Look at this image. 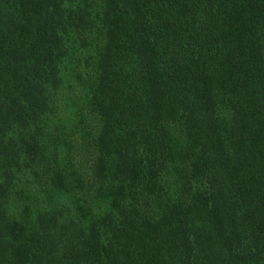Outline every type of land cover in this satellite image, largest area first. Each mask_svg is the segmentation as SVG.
Segmentation results:
<instances>
[{
    "label": "trees",
    "instance_id": "1",
    "mask_svg": "<svg viewBox=\"0 0 264 264\" xmlns=\"http://www.w3.org/2000/svg\"><path fill=\"white\" fill-rule=\"evenodd\" d=\"M0 264H264V0H0Z\"/></svg>",
    "mask_w": 264,
    "mask_h": 264
},
{
    "label": "rangeland",
    "instance_id": "2",
    "mask_svg": "<svg viewBox=\"0 0 264 264\" xmlns=\"http://www.w3.org/2000/svg\"><path fill=\"white\" fill-rule=\"evenodd\" d=\"M67 100V99H66ZM72 110V109H71ZM72 133V142H71V152L76 158L79 160L77 166L81 169L88 170V165L90 159L93 157V148L89 146L86 136L91 137V135H87V131H82V127L76 128L75 130H70ZM165 171V170H164ZM166 176L163 178L169 180L171 177L170 170L165 171Z\"/></svg>",
    "mask_w": 264,
    "mask_h": 264
}]
</instances>
